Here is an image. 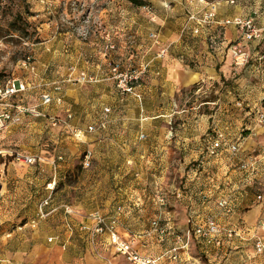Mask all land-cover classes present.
Here are the masks:
<instances>
[{
    "label": "rangeland",
    "instance_id": "374dc122",
    "mask_svg": "<svg viewBox=\"0 0 264 264\" xmlns=\"http://www.w3.org/2000/svg\"><path fill=\"white\" fill-rule=\"evenodd\" d=\"M115 1L120 7L119 19L110 18L104 24L99 14L101 9L111 14L112 0H0V87L12 80L23 82L27 90L22 103L36 107L41 114L25 116L20 125L0 136V230L8 233L0 238V264H129L112 250L103 251L99 257L88 240L89 232L80 227L95 213L102 214L107 222L115 213L120 218L132 213L148 220L157 215L149 208L156 202H152L150 193L157 188L156 182L160 184L163 179L170 188L183 186L181 173L187 172L192 162L186 165L182 156L171 157L167 163L156 162L155 153L161 147L156 143L159 126L168 122L155 117L157 109H204L201 115L209 116V128L199 136L204 123L198 114L193 120L198 127L192 133L199 136L201 144L220 135L216 127L211 130L210 120L217 122L214 114L223 101L219 95L221 85L215 84L210 90L194 85L172 93L160 73L163 67L158 60L162 57L156 56L158 49L148 36L158 35L152 25L153 9L147 5L145 11L125 0ZM112 21L116 31L105 30ZM111 45L113 49H109ZM55 48L59 49L56 62L50 59ZM70 49L81 55L74 69L88 76L110 71L115 63L123 70L145 65L147 72L135 87V94L123 99L111 80L99 82L98 78V82L83 85L72 76L70 82L54 86L60 79L56 73L69 69L64 50ZM150 82L155 87L152 93L148 90ZM55 87L58 90L54 91ZM43 92L51 95V104H41L39 95ZM239 101L234 98L233 111L245 110ZM104 108L109 110L107 115ZM68 114L70 130L63 123L51 125L52 118L62 122ZM100 117L107 122L104 132L86 134L85 143L80 144L82 136L75 130L84 132ZM182 122V116L175 114L170 127L174 130ZM228 135L237 139L246 132L232 130ZM14 153L35 157L36 162L18 164L10 157ZM86 153L90 156L85 161ZM163 171L166 175L162 176ZM147 205L149 211H144ZM24 223L29 227L25 228ZM150 224V220L124 224L118 233L121 238H146L153 231ZM69 226L72 240L66 244ZM162 229L160 226L151 237L163 238ZM193 230L174 234L185 235ZM13 232L21 236L13 238ZM189 246L174 262L167 254L172 246L165 252L155 249L142 254L136 243L140 256L160 257L163 264H189ZM253 251L263 257L264 264V252Z\"/></svg>",
    "mask_w": 264,
    "mask_h": 264
},
{
    "label": "crops",
    "instance_id": "0c3cea01",
    "mask_svg": "<svg viewBox=\"0 0 264 264\" xmlns=\"http://www.w3.org/2000/svg\"><path fill=\"white\" fill-rule=\"evenodd\" d=\"M145 1L153 9L152 25L158 32V35L149 33L148 36H154L151 39L154 40L156 44L154 45L158 49L156 56L162 57L158 58L163 67L160 73H163L165 82L171 87V92L177 94L194 85H204L205 90H210L215 84H220L222 89L219 91V95L223 101L220 102L217 112L214 114L217 122L215 119V121L210 120L212 122L210 127L211 130L216 127L223 140L227 144H235L238 150L232 154L230 151L222 149L215 158L207 157L205 140L201 144V140L198 138L209 128V116L201 115L204 113V109H201L200 112V109L197 108V111L194 107L185 110L157 109L155 117L168 119V122L159 126V139L156 140V143L161 147L156 150L155 157L158 158L156 162L167 163L171 157L173 159V157L182 156L186 165L192 162L193 166L190 165L187 172L182 171L181 178L184 183L181 187L170 188L163 179L160 184L156 182L157 188L150 192L153 196L152 202L155 200L156 202L149 205V208L157 213L156 216L151 215L147 220L145 217L138 218L132 213L123 214L120 218V214L115 213L109 219L116 223L117 233L120 226L124 224L131 226L137 221L150 220L151 223L157 221L161 227L163 226V233H165L163 238L151 237L155 233L154 231H150L151 234L146 238H122L135 240L141 246L139 250L145 254L155 249L165 252L172 246L174 238L177 236L174 232H184L189 228L195 229L210 218L216 222L219 229L231 232L232 237L227 239L222 235L219 237L220 245L217 246L211 240L199 238L193 234L187 253L189 264L191 262L199 264L200 261L203 264H263V257L255 254L253 250L254 238H259L264 244V159L259 164V169L253 180H249L248 176L238 171L237 165L249 155L263 156L264 154V121L259 122L258 120L260 114H264V38L247 41L240 26L232 23L223 24L235 19L250 21L264 37V0ZM211 6L215 8L214 24L199 27L194 21H188L190 16L200 19ZM119 9V3L112 0L111 14L108 15L105 10L101 9L99 18L103 19V23L110 18L116 21L119 19ZM115 28L114 21H112L111 26H107L105 30L111 29L109 31L114 32ZM195 28L198 29L196 34L193 33ZM234 45L241 46L248 56V61L244 66L234 64L230 55V48ZM109 47V49L114 48L113 45ZM57 50L59 49L55 48L50 55V59L54 62H56ZM161 51L165 52L159 56ZM64 52L65 54L69 52V55L64 54V62L68 64L66 67L69 69H60L56 73L60 79L58 83L52 82L54 86L60 85V83L66 84L67 79H71L70 77H77L83 73L74 69L77 68L81 59L79 52H73L71 49L64 50ZM68 58L70 60L66 62ZM108 71L101 75L91 74L90 76L95 77L96 80L99 78V82H107L109 81ZM111 84L114 87L113 82ZM148 90L151 93L155 90L153 83L150 84ZM25 94L26 92L21 95L22 98ZM117 95L119 96L118 93ZM127 96L129 95L120 96V98L123 99ZM233 97L239 98V104L241 102L246 107L245 110L233 111ZM209 104L212 103L203 102V105ZM184 113L192 117L188 119ZM175 114L181 115L183 122L173 130L170 127V121ZM198 114L201 115L200 118L204 126L198 130L200 135L196 136L193 129L198 125L193 120ZM68 117L71 116L68 114L66 118ZM66 118L63 120L65 121L64 126L67 128L66 130H70ZM211 118L212 116H210ZM94 125L90 124L89 126ZM187 129L191 130L185 133ZM104 130L94 134L103 133ZM232 130L245 131L246 135L233 139V137H229L230 134L228 135V131ZM75 131L81 133L82 141L79 143L84 144L85 135L89 134L87 128L84 132ZM149 158L152 159V156ZM236 160H238V164H236ZM160 175L166 174L163 171ZM157 196L162 198L163 203L158 202ZM222 198L228 200L230 213H226L217 206L218 201ZM147 207L148 205L144 211H149ZM139 208L135 209L140 210ZM100 215L103 217L102 214ZM83 222L85 225H81L80 230L89 232L92 228V221L88 218ZM23 226L29 227L28 223H24ZM68 229H70V238L66 239V244L72 240L70 226ZM6 233V229H1L0 238ZM18 235L21 236L20 233L13 232L12 237L19 238ZM88 240L94 246L99 257L103 256V251H113L104 236L88 238Z\"/></svg>",
    "mask_w": 264,
    "mask_h": 264
},
{
    "label": "built area",
    "instance_id": "2783aa9c",
    "mask_svg": "<svg viewBox=\"0 0 264 264\" xmlns=\"http://www.w3.org/2000/svg\"><path fill=\"white\" fill-rule=\"evenodd\" d=\"M143 9L147 11V7L144 6ZM188 21H194L197 26H210L215 23V8L211 6L209 11L205 13L200 19H195L192 16L188 18ZM234 24L240 26L245 34V39L250 40H261L264 37L260 34V30L253 27L250 21H242L240 19H235L231 22H224L223 25ZM193 33H198V29L195 28ZM154 38V36H151ZM165 51L160 52V56ZM230 55L237 66H244L248 61V56L245 51L239 45L231 46ZM33 72V69H30ZM147 72L145 65L139 66L137 69H126L123 70L119 63L113 64L109 71L108 79L114 84L116 92L119 96L124 97L126 95H134L135 87L142 80ZM76 82L86 85L97 82L95 77L88 76L84 73L79 74L76 77ZM66 82H70L67 79ZM26 86L23 82L19 80H12L7 82L5 86L0 87V136L8 131L9 129L21 124L23 118L27 115L32 117H40L41 114L38 112L36 107L25 106L22 103V96L26 92ZM58 90L55 87L54 91ZM40 102L42 105L46 106L52 103L53 98L49 93L43 92L40 94ZM59 100V99H58ZM103 113L107 115L109 110L104 108ZM69 118V117H68ZM67 119V118H66ZM259 122L264 121V114H260ZM64 124L65 121L60 122L59 119L52 118V126H60ZM107 122L103 117H100L97 124L94 126H89L87 128V133H95L96 131H102L105 129ZM81 134L79 131H75V134ZM82 141L81 139L78 140ZM222 149L230 151L232 154L237 152V146L235 144H227L222 135H218L212 141L206 142V155L209 158L216 157ZM0 155L1 152H0ZM89 154H85V161L89 158ZM12 161L23 164V165H33L36 162V158L28 155H23L20 153H14L10 156ZM264 159L263 156L249 155L239 162L237 165L238 171L242 174L248 176L249 180H253L257 170L259 169V164ZM158 202L163 203L162 198L157 196ZM217 206L230 213V207L228 200L221 199L218 201ZM92 221V228L89 231L90 238H95L99 236H104L107 238L108 245L113 249L114 253L123 258L129 264H163L162 258L160 257H145L140 256L137 251L136 241L131 239H122L117 233V226L114 221L107 222L100 214H92L90 217ZM152 230L156 232L160 225L157 221L151 223ZM161 233L164 229L160 230ZM200 236L201 238H207L211 240L215 245H220L219 237L221 235L225 236L227 239L232 237V233L229 231H224L218 228L216 222L213 219H206L203 225L196 227L192 232L186 233L185 235H177L174 238V243L172 247L167 251L168 258L174 262L180 259L181 253L187 248L192 240V235ZM254 249L257 253L264 252V244L259 238H254Z\"/></svg>",
    "mask_w": 264,
    "mask_h": 264
},
{
    "label": "trees",
    "instance_id": "16d2710c",
    "mask_svg": "<svg viewBox=\"0 0 264 264\" xmlns=\"http://www.w3.org/2000/svg\"><path fill=\"white\" fill-rule=\"evenodd\" d=\"M130 3L133 7L141 8L147 6V2L145 0H125Z\"/></svg>",
    "mask_w": 264,
    "mask_h": 264
},
{
    "label": "bare ground",
    "instance_id": "6f19581e",
    "mask_svg": "<svg viewBox=\"0 0 264 264\" xmlns=\"http://www.w3.org/2000/svg\"><path fill=\"white\" fill-rule=\"evenodd\" d=\"M79 135V134H78Z\"/></svg>",
    "mask_w": 264,
    "mask_h": 264
}]
</instances>
